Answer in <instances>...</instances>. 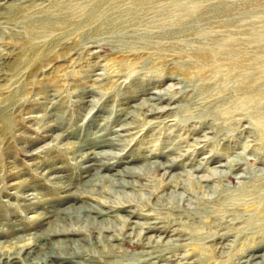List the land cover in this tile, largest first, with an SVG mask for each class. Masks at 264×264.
<instances>
[{
  "label": "rangeland",
  "instance_id": "1",
  "mask_svg": "<svg viewBox=\"0 0 264 264\" xmlns=\"http://www.w3.org/2000/svg\"><path fill=\"white\" fill-rule=\"evenodd\" d=\"M115 1L109 29L33 39L0 16V251L58 228L75 195L138 214L108 218L118 239L78 235L94 245L71 264H264L246 262L264 254V0ZM96 170L111 194L92 199Z\"/></svg>",
  "mask_w": 264,
  "mask_h": 264
},
{
  "label": "bare ground",
  "instance_id": "2",
  "mask_svg": "<svg viewBox=\"0 0 264 264\" xmlns=\"http://www.w3.org/2000/svg\"><path fill=\"white\" fill-rule=\"evenodd\" d=\"M3 0H0V6L2 5ZM25 5H22L18 2L15 4H11V6H6L4 12H0V16L3 14L5 18L11 20V27H19L25 33L32 35L29 37L30 39L35 38L37 33L45 32V31H92L93 29H109L111 25L114 24V21L108 19L110 16V12L112 14L116 12V2H111V0H25ZM28 2V4H27ZM46 3V4H44ZM115 27V26H114ZM35 35V36H34ZM38 37V36H36ZM161 96L157 97H149L150 100H159ZM146 102V101H145ZM151 106V104H148ZM165 166L171 167L173 165H163L161 163L152 165L150 167L153 168H164ZM106 166H103L105 169ZM123 173H116L121 176L128 177H145L146 175L141 174L134 167H126L123 169ZM142 170V169H141ZM223 171L214 170V177H220L223 175ZM108 176L99 175V171H94V174L84 181V185L90 186L89 190H84L87 197H91L92 199L94 194H111L107 189L102 188V191L96 189L95 186H99L96 181H107ZM209 179V178H207ZM110 185H117L121 188H133L137 185H142L141 183H133L127 180H120L117 183L111 182ZM264 195V194H263ZM74 196L71 195L72 203L66 209H72V213L67 214L66 216L60 217L59 221L62 223L56 229H49L48 233L38 234L35 238H32L30 242L23 243L17 248H12L9 251L2 252L0 251V264H25L27 261H30L27 264H71L75 261H72V258L78 257L82 252L89 251L88 248L84 247V243H88L90 245H94L93 241L96 240H113L118 239L120 234L115 235L116 231L119 229L111 225L112 221L108 219L109 217H118L123 223V226H127L129 222L116 214L119 212H126L128 217H132L137 215L138 213L134 210H127L128 205L132 203V199H126L128 204L123 203L119 199L113 200L111 198H107L105 200L103 198L102 201H97L99 205L87 204L85 206H77L75 207ZM86 196V195H84ZM63 201V199H61ZM130 202V203H129ZM133 204V203H132ZM64 209H56L53 210L52 213L60 212L62 213ZM74 213H81L84 215V219L87 221H91L90 225H87L85 228H82L78 224L82 223V219L75 217ZM67 213V212H64ZM47 216H41L40 219L43 221ZM128 222V223H127ZM99 223L107 224L108 226L101 227L98 226ZM151 223V222H148ZM155 223V222H154ZM157 223V222H156ZM73 225H77V227H73ZM111 225V226H110ZM251 225V224H250ZM95 228H97L98 232H109L112 231L114 235L106 236L100 235L98 237H94V240H91L86 237H77L78 235H82L83 233L88 234V237H91L90 234L95 232ZM143 228L148 231L160 230L164 229V232H168V226L165 227H156L155 224L149 226L146 225ZM218 226H215L212 229L210 234H214L217 230ZM253 228V226L251 227ZM260 232H264V228L260 229ZM214 232V233H213ZM227 234L226 232H222L217 234L216 238L224 236ZM53 236H60L61 239H52ZM34 239V240H33ZM83 241L84 243H81ZM43 242V243H41ZM45 244H49L48 250H41ZM60 244H63L64 247L58 249ZM139 244V243H137ZM39 250V251H37ZM107 256L112 255L111 253H104ZM89 255V254H88ZM91 255V254H90ZM246 255V254H245ZM90 258V257H89ZM93 258V257H92ZM254 258H259L260 262L264 261V254H251L247 259V263L254 260ZM257 261V260H256ZM142 262V261H141ZM259 262V261H258Z\"/></svg>",
  "mask_w": 264,
  "mask_h": 264
}]
</instances>
